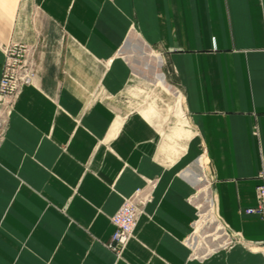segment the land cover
Returning a JSON list of instances; mask_svg holds the SVG:
<instances>
[{
	"label": "crops",
	"instance_id": "obj_1",
	"mask_svg": "<svg viewBox=\"0 0 264 264\" xmlns=\"http://www.w3.org/2000/svg\"><path fill=\"white\" fill-rule=\"evenodd\" d=\"M135 37L174 75L173 140L153 106L119 101ZM11 39L42 43L0 135V264H264V220L245 211L264 181V0H0V79ZM150 179L118 258L111 217ZM211 196L240 241L200 261L185 241Z\"/></svg>",
	"mask_w": 264,
	"mask_h": 264
},
{
	"label": "rangeland",
	"instance_id": "obj_2",
	"mask_svg": "<svg viewBox=\"0 0 264 264\" xmlns=\"http://www.w3.org/2000/svg\"><path fill=\"white\" fill-rule=\"evenodd\" d=\"M41 43L40 41L32 43L38 45V74L41 63L39 56ZM130 44L126 45L125 49H128L129 46L132 47L131 49L133 52H131V55H128V58L133 64L134 75L131 84L119 96V101L125 108L141 111L143 114L144 110L153 106L150 117H146L160 129L163 136L167 137V140H173L170 134L180 117L177 113L178 99L176 92L178 89L175 87L176 84L174 82L172 70H170L171 68L166 62L164 54L160 53L157 49L143 46L136 37L131 39ZM150 52L159 54L162 60L160 66L157 65L156 58L148 54ZM156 71H159L161 76L164 77L165 85L159 83L157 80L158 76ZM91 96L93 99L103 100L108 97L110 98L111 94L101 85L91 93ZM0 133V135H2L3 130H1ZM197 205L200 208L201 218L197 220L195 224V233L193 237H191V234L185 242L191 246L194 257L203 261L217 251L231 249L240 239L230 233L220 223L214 210L212 197L208 204H205L203 201H199L198 204L197 201ZM133 237L134 235L132 238ZM223 242L227 244L221 246ZM251 249L255 248L252 246ZM257 249L264 253V247L261 245H257ZM123 252L121 255L116 256L118 258L122 257Z\"/></svg>",
	"mask_w": 264,
	"mask_h": 264
},
{
	"label": "built area",
	"instance_id": "obj_3",
	"mask_svg": "<svg viewBox=\"0 0 264 264\" xmlns=\"http://www.w3.org/2000/svg\"><path fill=\"white\" fill-rule=\"evenodd\" d=\"M37 48L38 45L19 39H12L7 44L2 45L5 62L0 79V130L5 127L7 116L13 109L20 89L24 85L34 83L37 78ZM147 184L148 187H140L132 195L126 197L120 208L111 217L115 230L106 245L116 255H121L126 248L134 235L140 214L143 213L148 203L153 199L154 179H150ZM256 191L257 204L248 207L245 211L247 213H257L264 220V181L257 185ZM198 210L199 220L201 218L199 206ZM194 233L195 229L191 237ZM226 244V242H223L221 246ZM260 245L264 247V241Z\"/></svg>",
	"mask_w": 264,
	"mask_h": 264
}]
</instances>
